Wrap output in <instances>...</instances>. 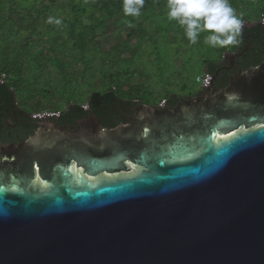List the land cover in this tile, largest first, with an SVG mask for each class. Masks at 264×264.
Listing matches in <instances>:
<instances>
[{
    "label": "water",
    "instance_id": "95a60500",
    "mask_svg": "<svg viewBox=\"0 0 264 264\" xmlns=\"http://www.w3.org/2000/svg\"><path fill=\"white\" fill-rule=\"evenodd\" d=\"M222 68L130 123L31 116L14 151L42 181L0 171V264H264V58L212 87Z\"/></svg>",
    "mask_w": 264,
    "mask_h": 264
},
{
    "label": "rangeland",
    "instance_id": "374dc122",
    "mask_svg": "<svg viewBox=\"0 0 264 264\" xmlns=\"http://www.w3.org/2000/svg\"><path fill=\"white\" fill-rule=\"evenodd\" d=\"M262 6L264 0H241L232 5L243 23L250 24L260 21L256 14ZM61 8L50 10L54 15L50 17L68 15L56 18L64 19L62 26L42 25L31 36L26 35L27 39L16 38L8 30L0 32V64L10 68L17 101L29 111L35 103L60 110L75 102L84 104L90 92L103 89L98 86L103 75L125 98L136 96L153 103L156 96L164 94L193 95L201 90L195 77L202 73L204 62L218 61L223 52L234 48L206 44L205 37L211 34L208 31L191 43L184 26L168 18V8L142 13L138 24L135 18L123 20L104 10L100 15L89 5L84 9L76 6L74 11ZM92 25L97 28L94 41ZM133 28L135 36L129 38L127 32ZM72 31L85 35L68 39ZM123 85H129L128 90H123Z\"/></svg>",
    "mask_w": 264,
    "mask_h": 264
},
{
    "label": "trees",
    "instance_id": "16d2710c",
    "mask_svg": "<svg viewBox=\"0 0 264 264\" xmlns=\"http://www.w3.org/2000/svg\"><path fill=\"white\" fill-rule=\"evenodd\" d=\"M238 1L241 0H228V3L232 6L236 5ZM124 2L125 0H0V32L5 34L8 30V33L10 32L14 34L16 38L18 36H31L34 32H37L42 25L45 28H49L51 23L47 22L48 18L54 16L51 14L50 10L53 8L56 9L57 7H63L61 9L74 11L76 10V6L80 9H84L89 5L94 7L95 12L100 15H103L101 11L104 10L108 11L111 15L114 14L116 17L122 18L123 20H126V18H135V23L137 24V17L141 16L143 18L142 13L151 9H160L164 12L165 9L168 8V0H144L143 7L140 9V14L138 16H125L123 11ZM263 14L264 6H262L256 14L258 20ZM59 16H63L65 19L68 15L62 14ZM74 16L76 17V15ZM64 19H60L61 26ZM90 28L92 41H94L97 28L93 25ZM85 32L72 31L67 38L73 40L74 35L80 38L85 35ZM135 32L136 30L133 28L127 32V36L129 38L135 36ZM138 34L140 35V33H137V35ZM27 37L28 36H26V39ZM238 39L240 42L237 45H233V50L237 47L243 49L248 45L244 56L241 57L244 69L260 64L264 58V23L257 21L251 27L242 26ZM3 42L6 44L5 40H3ZM73 47L77 48L78 45L73 42ZM221 59L222 58L220 57L218 61H205L204 64L206 65V70L213 75L216 69L221 65L219 63ZM9 74L10 68L7 67V65L4 66V63L2 62L0 64V78L4 75L5 79L0 83V128H13V124L18 128H36L37 121L39 120L31 118V111L18 103L16 90L14 88L15 83L10 79ZM223 75L225 76V73L220 71L216 77ZM227 78L225 80L217 79V85H227ZM180 98L181 97L177 94H170L168 95V99H166L168 103L174 102ZM85 101L88 103L87 110L81 107L82 103L75 102L69 104L64 110L62 109L59 117L52 119L56 120L58 123V120L61 122L74 121L75 119L86 117L88 113L91 112L99 118L102 126L110 128L114 127L121 121V110L125 109V111L129 112L127 107L128 105L133 104L135 100L134 98L122 97L114 89H104L90 92Z\"/></svg>",
    "mask_w": 264,
    "mask_h": 264
},
{
    "label": "clouds",
    "instance_id": "9594fccd",
    "mask_svg": "<svg viewBox=\"0 0 264 264\" xmlns=\"http://www.w3.org/2000/svg\"><path fill=\"white\" fill-rule=\"evenodd\" d=\"M144 0H125L124 15L138 16ZM168 18L177 20L185 28V35L196 43L201 32L211 34L205 43L212 47L237 45L243 21L236 15L228 0H168ZM48 23L61 24V20L49 17Z\"/></svg>",
    "mask_w": 264,
    "mask_h": 264
},
{
    "label": "flooded vegetation",
    "instance_id": "af4514ba",
    "mask_svg": "<svg viewBox=\"0 0 264 264\" xmlns=\"http://www.w3.org/2000/svg\"><path fill=\"white\" fill-rule=\"evenodd\" d=\"M247 48H248V45H247ZM241 51H242V49L240 47H237L236 49L230 51L232 53L229 54V56H227L226 58L224 57L219 61V63L221 64L219 67H223L220 71L225 73V76L223 75V76L215 77L214 82H213L214 85H212V87H216L218 89L227 87V85H217V83H216L217 79L225 80L228 77L227 78V81H228L229 76L231 74H234L240 68L244 69L243 60H241V57L244 56L245 51L242 53H241ZM236 53H241V55L238 57H235L233 59V61H231L229 59V57L232 56V54H236ZM204 91H205V88L199 90L197 93H194L193 95L183 96L174 102H168L167 103V100H166V103H164L163 105H160L159 101L153 102V103H145L142 100H139L137 102L134 101L133 104H130L127 107L129 112L125 111V109L121 110L122 111L121 112L122 118L118 124L130 123V122L134 121L135 119H138L139 114L142 112V109L140 107L142 104L150 105L151 107L158 109V110H163L166 108L171 109L172 107H175L177 105L179 100H184V99H187V98L194 96V95H200ZM50 120L56 121V120L51 119V118H50ZM76 120H79V119H75L74 121H62V122L60 120H58V121H59L60 125H64V126H66V128H69L71 125L75 126ZM39 121H41V120H39ZM37 123H38V121H37ZM12 127L13 128H9V129L8 128H0V148L8 147V149L12 150V152H7V157L8 158H14V160L12 162H1L0 161V171L3 172L5 175H10V176H12L18 180H21V179L22 180H24V179L31 180L32 179L34 181V183H41L42 179L38 175V167H37L36 163L34 162L33 165L30 167V165L28 163H25L21 160L22 158H20V161H19L18 151H14V149L19 148V146H21V144L24 143L27 139L34 136V134L36 132V128H33V129L21 128L20 125H19L20 128H18V127H15L14 124L12 125ZM126 164L128 167L135 170V168L132 167L130 162H127ZM73 167H74V169H76L75 171H78V169H79V171H81V173H84L83 169L75 168L76 167L75 164H73ZM84 175L86 177H88L89 179L96 178V177L93 178L91 175H88L86 172L84 173ZM101 175H103V174H101ZM41 185H43V184H41Z\"/></svg>",
    "mask_w": 264,
    "mask_h": 264
},
{
    "label": "crops",
    "instance_id": "0c3cea01",
    "mask_svg": "<svg viewBox=\"0 0 264 264\" xmlns=\"http://www.w3.org/2000/svg\"><path fill=\"white\" fill-rule=\"evenodd\" d=\"M204 70H206V65L204 64V66H203V70H202V72L204 71ZM201 73V72H200ZM198 75V74H197ZM102 78H103V82H102V85H98L99 87H101V88H103L102 90H104V89H116L114 86H110V85H108L109 84V82H108V80L106 79V77H105V75H103L102 76ZM123 82V81H122ZM106 83V84H105ZM128 88H129V85H123V90H128ZM172 94H177L178 96H180V97H183L184 96V94H182V93H172ZM170 95V94H169ZM157 100H155V102H157V101H159V100H161L162 98H167L168 99V95L167 94H164L163 96H156L155 97ZM134 100L135 101H139V100H141L140 98H138V97H134ZM145 103H149V102H145ZM47 108H49V109H51V107H48L47 105H42V106H38V103H35L34 104V108L31 110V112L32 111H38V110H42V109H47ZM52 109H60V108H57V107H54V108H52Z\"/></svg>",
    "mask_w": 264,
    "mask_h": 264
},
{
    "label": "built area",
    "instance_id": "2783aa9c",
    "mask_svg": "<svg viewBox=\"0 0 264 264\" xmlns=\"http://www.w3.org/2000/svg\"><path fill=\"white\" fill-rule=\"evenodd\" d=\"M263 18H264V14L261 16L260 21ZM205 77H206V70H204L201 74H198L195 77V81L197 83H199L201 89H202V85L204 84ZM0 79L2 81H4L5 76L2 75ZM165 100H166V98H162L161 100H159V104H162ZM86 104H87V102L84 103V104L82 103L81 106H85ZM45 113H48V114H58V113H61V110L60 109H52V108L51 109H42V110H38V111L31 112V115L30 116L42 115V114H45Z\"/></svg>",
    "mask_w": 264,
    "mask_h": 264
}]
</instances>
